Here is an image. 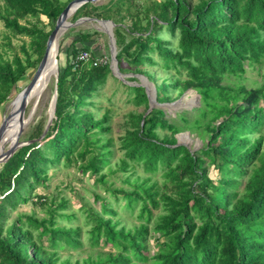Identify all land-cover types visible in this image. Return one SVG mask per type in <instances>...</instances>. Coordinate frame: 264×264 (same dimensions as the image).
Listing matches in <instances>:
<instances>
[{
	"label": "trees",
	"instance_id": "trees-1",
	"mask_svg": "<svg viewBox=\"0 0 264 264\" xmlns=\"http://www.w3.org/2000/svg\"><path fill=\"white\" fill-rule=\"evenodd\" d=\"M1 1L0 106L27 70L37 68L55 21L71 0ZM81 17L114 22L119 72L144 73L155 87L157 103L192 89L200 104L178 111L174 118L158 106L148 110L145 86L119 79L109 61L93 64L106 55V44L90 31L67 33V43L59 45L57 57L63 54V61L58 64L56 108L48 129L46 121L38 123L29 140H39L22 144L0 164V264H264V69L255 86L243 83L250 70L261 75L264 0H112L108 6L89 2L78 7L71 20ZM22 35L30 38V45L22 44L19 55L11 37ZM82 50L89 51L91 59L73 69L72 58ZM159 63L165 74L157 79V72L146 67ZM110 75L124 86L127 100L143 108L125 119L118 137L124 155L119 169L128 171L134 167L129 161H134L149 174L140 177L130 171L124 181L132 189H108L121 193L128 209L140 202V222L119 227L115 209L95 193L100 207L86 209L92 222L86 233L92 245L108 251L61 258L65 245L82 246L81 228L58 225L55 219L73 216L60 212L67 206L65 198L49 208L48 217L18 213L7 220L19 204L34 197L40 204L52 202L36 188L47 186L48 169L61 162L77 164L83 173L106 183L101 170L114 152L110 109L97 116L93 98ZM182 131H195L202 146L191 150L176 144V134ZM158 170L162 187L152 180ZM157 207L161 211L153 214ZM151 220L158 238L152 255L147 241Z\"/></svg>",
	"mask_w": 264,
	"mask_h": 264
},
{
	"label": "rangeland",
	"instance_id": "rangeland-1",
	"mask_svg": "<svg viewBox=\"0 0 264 264\" xmlns=\"http://www.w3.org/2000/svg\"><path fill=\"white\" fill-rule=\"evenodd\" d=\"M195 2L197 0H191ZM112 0H97L95 4L97 5H110ZM2 1L0 0V4ZM89 3V2H87ZM72 16V15H71ZM71 16L68 17L67 21L74 22L71 20ZM44 23H47L48 20L45 16H41ZM103 25L94 19H84L79 23L68 27L59 37L58 44L62 43L61 47L66 44L67 37L65 35L69 33H75L76 31L86 30L92 32V37L98 38L97 41L102 44H106L108 46V50L105 51L106 56L110 61V40L107 34L103 31ZM0 28H2V23L0 22ZM46 29L50 27L48 25L45 26ZM72 29V30H70ZM95 31L97 33H95ZM72 37V36H69ZM11 42L14 46V51L19 55H22L20 46L24 44L26 48H29L30 38L28 36H16L11 37ZM99 43H96L99 45ZM95 44V45H96ZM116 45V44H115ZM117 52V51H116ZM59 53V52H58ZM100 53V51H99ZM125 55L122 57V59ZM154 58L157 59L156 55ZM124 60V59H123ZM63 61V54L59 55L58 64ZM125 61V60H124ZM122 66L125 68L126 63H122ZM118 67V63H117ZM147 69H151L157 72V79H160L165 74V69H163L159 65L146 67ZM264 69V63L260 68L261 75L258 74L256 70H250L246 73V80L243 81L245 85L255 86L254 81L260 82L262 79ZM119 71V70H118ZM35 69H28L26 74L20 78L17 82V86L13 88L9 99L5 101L0 106V123L4 117L8 116L9 113V104L18 97V93L30 82L34 75ZM142 73V72H141ZM55 73H51L50 78L40 85L34 86V93L30 97V99L26 103L25 113L23 116L24 126L18 138L20 142V146L22 144H27L31 140H39L38 138H33L29 140V138L34 134L35 127L38 123L47 122V119L52 112V95L55 84ZM118 78L122 81L133 84L136 86H145L147 93L152 101V106H158L163 108L166 112V117H175L178 111H182L184 109L190 110L194 106H198L200 104V97L197 93L188 89L184 92L180 97L170 100L169 102L157 103L155 101V87L152 82H150L143 74L140 73H129V72H118L116 73ZM135 77V80L128 81V77ZM176 92H173V96H175ZM95 100L94 112L96 115H100L104 109H110V124L112 125V137H113V155L110 158L109 163L104 166L101 170L102 173L106 175V183H101L96 180V175L89 174L88 171L82 172L80 168L77 167V164H69L65 165L63 162L57 164L55 167H50L48 169L49 180L47 181V186H38L36 188V192L41 195H45L52 201L48 204H40L39 201L36 200V197L27 203L19 204L18 207L10 212V218L7 222H10L14 219L18 213H26L30 215H34L37 218L48 217V210L50 207H55L58 204L60 198H65L66 200V208L60 210L62 213L70 214L73 216L68 219L67 217H58L55 216L57 220V224L66 227L79 226L81 228L80 239L82 241V246L78 248H70L68 246H64L65 248L60 250L61 258H65L68 255L72 256V259L82 258L89 255H96L99 253H104L108 251V247H104L102 245H92L88 240L87 231L90 229L92 222L90 218H88L86 214V209L88 207H92L94 209H99L100 202L95 200L94 194H100L104 196L109 202L110 206L115 209L116 214L114 218L120 219L119 227L125 225L126 228H131L133 225L138 224L140 219L138 217L140 202L133 205L132 209H128L125 206V198L120 193H113L109 191V188L114 187H122L125 189H132V186L127 184L124 179L125 175L128 172H134V175H139L140 177L146 176L149 173L144 171L141 163L129 161L130 165L134 167L130 168L128 171H122L119 169L120 159L124 156L123 150L119 148V140L118 137L121 133H123V128L125 124V119L129 112H135L143 109L142 107H136L133 103L129 102L126 98V92L123 85L119 84L118 80L116 81L111 75L108 77L104 86H102L98 93L95 94L93 98ZM88 109H91L88 107ZM10 114V113H9ZM17 116V115H16ZM14 116V117H16ZM18 126H16L10 133L9 131L6 133L8 136L2 141L0 144V154L3 155L9 148L10 144L14 142L15 133ZM5 134V135H6ZM177 140L187 145L191 150L198 149L202 146L203 140L197 135L195 131H182L176 134ZM181 143V144H182ZM19 147V146H18ZM160 171H156V173L152 176V180H156L158 186L162 187L163 177L160 175ZM161 211L160 207L153 208V214H156ZM104 217H107V214H102ZM153 221L151 220L148 224L149 233L147 235V241L149 245V253L152 255L154 251H156V242H157V233H154L152 230ZM34 236L36 231L33 232ZM163 240V237L160 239ZM46 243V241H44Z\"/></svg>",
	"mask_w": 264,
	"mask_h": 264
},
{
	"label": "water",
	"instance_id": "water-1",
	"mask_svg": "<svg viewBox=\"0 0 264 264\" xmlns=\"http://www.w3.org/2000/svg\"><path fill=\"white\" fill-rule=\"evenodd\" d=\"M97 0H71L65 7L64 9L61 11V13L59 14V16L57 17L54 27L51 30L47 41H46V46H45V51L43 53V56L37 66V68L35 69L34 75L32 77V79L30 80V82L18 93L20 95V104H19V113H18V128L16 130L15 133V138H14V142L10 144L9 148L7 149V151L5 152V154L3 153L0 154V164L4 163L14 152L15 150L18 148V146H20V142L18 141V138L20 136V133L23 129L24 126V113H25V108H26V99L27 96L30 92V89L36 79V77L38 76V74L41 72L42 68L44 67V65L47 62L48 59V55H49V51L50 48L52 47V44L57 41L60 37V35L66 30L68 29V27L75 25L77 23H79L80 21L84 20V19H93L90 17H81L77 20H75L74 22H69L67 21L68 17L71 16L78 7H80L81 5H83L84 3L87 2H92L95 3ZM94 20L98 21L99 23H101L103 25V23L105 24V26L103 27V31L107 34L111 44H110V68L113 71V73L117 76L116 73H118V67H117V59H116V45H115V38H114V34H113V27H114V22L110 19H96L94 18ZM58 52H59V44L57 43V48H56V53L54 56V64H55V84H54V90H53V95H52V99L51 102L53 103V110L50 113L48 119H47V124L45 127V131L48 129L53 117H54V112H55V103H56V97H57V80H58V72H59V65H58ZM118 77V76H117ZM198 95V94H197ZM149 98V108L148 110H150L153 106H152V101L148 95ZM10 115H8L7 117H4L0 123V140L2 138V135L4 134L6 127L8 125V118ZM45 131L43 132V134L41 135L40 138H42L45 134ZM178 139V138H177ZM32 141V140H31ZM182 142H180L179 140H177L176 144H181ZM183 144V143H182Z\"/></svg>",
	"mask_w": 264,
	"mask_h": 264
},
{
	"label": "bare ground",
	"instance_id": "bare-ground-1",
	"mask_svg": "<svg viewBox=\"0 0 264 264\" xmlns=\"http://www.w3.org/2000/svg\"><path fill=\"white\" fill-rule=\"evenodd\" d=\"M57 41H55L52 44V47L50 48L49 51V55H48V59L46 64L44 65V67L42 68L41 72L38 74V76L36 77L30 92L27 96L26 99V103L27 101L30 99V97L33 95L34 93V86L36 85H40L42 83H44L45 81L47 82V80L50 78L51 73H55V64H54V56L56 53V48H57ZM19 104H20V95H18V97H16L10 104H9V113L8 115V125L6 127V130L4 132V134L2 135V138L0 140V144L2 143V141L8 136V134L16 127L18 126L19 122H18V111H19ZM53 108V104L51 106V109ZM17 115V116H16ZM16 116V117H14ZM9 131L8 134H6ZM6 134V135H5Z\"/></svg>",
	"mask_w": 264,
	"mask_h": 264
},
{
	"label": "built area",
	"instance_id": "built-area-1",
	"mask_svg": "<svg viewBox=\"0 0 264 264\" xmlns=\"http://www.w3.org/2000/svg\"><path fill=\"white\" fill-rule=\"evenodd\" d=\"M90 59H91V55H90L89 51H87V50L79 51L72 58L71 63H72L73 69H76L80 63L86 62ZM108 61H109V58L106 55H101V56L97 57L96 59H94L93 64L94 65L106 64V63H108Z\"/></svg>",
	"mask_w": 264,
	"mask_h": 264
},
{
	"label": "crops",
	"instance_id": "crops-1",
	"mask_svg": "<svg viewBox=\"0 0 264 264\" xmlns=\"http://www.w3.org/2000/svg\"><path fill=\"white\" fill-rule=\"evenodd\" d=\"M70 39H72V37H69V38H68V41H70ZM66 43H67V41H66Z\"/></svg>",
	"mask_w": 264,
	"mask_h": 264
}]
</instances>
